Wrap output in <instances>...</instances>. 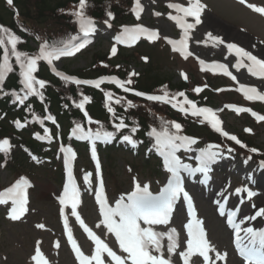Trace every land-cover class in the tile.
<instances>
[{"label": "snow or ice", "instance_id": "obj_1", "mask_svg": "<svg viewBox=\"0 0 264 264\" xmlns=\"http://www.w3.org/2000/svg\"><path fill=\"white\" fill-rule=\"evenodd\" d=\"M243 4L245 0H240ZM9 6L13 5V0H7ZM188 7H182L180 3L169 4L168 7L175 9L177 12L183 13L184 17L194 18L193 23H186L176 16H170L169 18L175 20L177 24L180 25L184 32V38L179 41V47H177V41L169 40L168 42L173 46V50L180 51L184 54L185 58L189 55L187 53V43L188 32L193 29L195 25L201 23V12L204 5L200 3V0H188ZM254 12L264 15V7H256L254 5H249ZM86 10V0H79L78 10L71 13L79 25V35H72L70 39L63 42L61 46H50L47 42L43 43L39 48V55L29 56L27 53L17 50V43L20 42L19 38L15 35L8 36V42L11 45V53L15 57L16 63L19 65L20 76L22 77L21 83L25 93L23 96H19L15 91L12 92V96L16 97V100L20 104L28 99L30 95L39 96L43 100V95L38 91L45 87V81L37 79L33 73L37 71L38 61H46L49 65L53 64V61H59L61 57H72L87 44L92 43L90 37L96 32L94 26V21L85 15ZM141 10L140 0H134V8L137 18L139 19ZM160 15V13H156ZM108 17L113 18L112 13H108ZM104 23L110 28L111 24L108 20ZM4 33H9V29L0 26V45L4 44ZM209 38L216 41L217 43H223L222 39L216 36L208 34ZM141 36H146L150 41H154L157 38V33L155 31H149V29L137 26L135 28H124L123 35L116 36L115 40L117 43H126L127 41L138 40ZM37 39H39L37 37ZM199 43V42H197ZM227 48L229 50H234L236 55L241 58H246L251 62L249 67V72L253 76H264V60L258 59L255 55H252L249 51H245L242 47H238L235 43H227ZM112 56L117 54V48L115 46L111 49ZM107 67L108 65H104ZM242 66L239 61L237 62V67ZM214 67L222 69L224 75H230L228 73L224 64H216ZM13 71L12 65L9 63L8 53L5 52L3 56V62L0 63V87L5 80V73H11ZM52 71L64 81L75 84V85H92L99 88L105 80H109L112 83L120 86L124 92H130L132 89L125 87L126 83H131L129 81H121L115 76L104 77L97 80H85L77 79L74 76L64 75L61 72L56 71L52 68ZM132 75H135L134 73ZM234 79V77H233ZM197 92L200 91L199 88L196 89ZM138 97H144L148 101L170 103L168 94L165 95H147L145 93L136 91L134 93ZM244 94L248 100H260L264 101V94L257 92L256 88H245ZM107 96L111 98L112 94L107 93ZM179 96L184 97V92H180ZM90 98L84 96L83 100L87 102ZM14 103L16 101H13ZM120 101L117 100L116 103ZM183 105H189L190 109H185ZM176 108V104L171 105ZM76 107L83 110L85 108V103H77ZM128 107L131 108L132 104L129 102ZM182 113H186L190 110L191 115L194 117H203L204 120L208 121L211 127L217 131L221 132L220 124L221 121L216 119L213 114V110L208 107H197L196 104L184 99L183 104L178 109ZM110 113L115 116L114 109L112 107L108 108ZM237 112H246L250 109L237 108ZM87 116V113H84ZM258 121H264V116H257L255 112L252 113ZM48 120H53L52 116H48ZM16 127H22L19 121L14 122ZM116 132H120L122 129L127 127L123 118L119 120V123L114 125ZM171 129L167 126V123L162 122L161 130H157L156 127H152L147 133L150 138H154L156 150L164 159L165 170L170 173V178L167 180L165 187L161 188L159 194L154 195L150 191L148 184L141 185L137 182L135 185V190L130 194L124 196L121 195L120 198L115 202L114 207H110L107 199L104 195V186L102 180L100 181L99 188L95 199L99 205L100 214L103 217L102 223L106 227L108 233H113L115 239L119 242V248L123 253H126V257H121L117 255L115 251L112 250L99 236L93 234L89 228L85 227L81 217L77 214V206L80 203L79 191L77 190L74 181L73 173L71 170V162L75 158V152L72 147H61L60 151L64 153V163L68 168V184L64 190V198L60 200L61 205L71 206V215L80 221L81 227L91 238L95 244V254L91 257L84 255L80 249L77 247L76 241L73 239L71 230L68 228V222L65 220V231L67 233V240L71 243L73 250L79 260V264H104L102 260V255L107 254L111 258L114 264H126L130 261V264H173L172 256L177 254V249L180 246L179 236L180 233L175 227H170L167 231L155 230L154 226H168L171 224V214L174 211V204L183 199L186 203L187 216L189 217L188 222L184 225L186 229V250L180 251L178 253L179 257L182 259L183 264H215V261H226L227 254L217 251V249L210 243L207 238L205 229L202 226V221L197 218V212L194 208L193 199L189 192L186 191L183 186L182 173H188L190 175L203 174L205 178H209V173L211 171V165L214 164L217 158L221 155L219 152V145H209L206 148L195 149L198 155L195 156V160L198 162V166L192 167L190 164L183 163L181 158L177 155L178 152H192L194 151L193 145L197 144L196 138H190L187 135L181 134L182 125L178 122L171 123ZM137 127L131 129L132 133L137 132ZM245 131H251L246 129ZM47 132V129H45ZM75 133H83V129L80 125H76L74 129ZM227 139L234 141L236 144L240 145L241 148L246 147L235 135H229L227 132L221 133ZM95 135L98 139L100 133L96 132L93 134L91 131L82 135V139H91ZM107 141H111L115 138V133L112 131H105L103 133ZM36 138L38 140H43L44 137L37 134ZM122 142H127L133 148L138 146L137 141H135L132 135L125 134L122 136ZM143 141H140L142 143ZM11 148L9 139L5 138L0 140V153H7ZM213 149H216L215 151ZM227 151L231 153L232 148H228ZM251 152H256L257 149H250ZM92 158L96 159L95 147L91 151ZM36 157L33 156V159ZM192 159V157H189ZM252 157L249 156L244 163L247 164ZM261 167H264V161L260 162ZM97 172H99L100 165L97 162L96 165ZM88 177H85V181ZM28 185V181L25 178H20L13 186L7 188L6 190L0 192V205H5L11 201L12 207L10 209V218L12 220H17L20 215L25 211V193L24 186ZM241 192H246L248 198L255 195L254 192L248 190L247 188L236 189L237 195ZM64 209H61V214L63 215ZM220 214L224 215L223 208L220 209ZM237 213H229L228 223L232 225L235 229L236 236V247L239 254L246 259L248 264H264V231L255 232L251 227L241 229L240 224L235 222V217ZM256 216H264V208H261ZM254 218V217H252ZM251 219V218H250ZM145 225V226H142ZM38 227H43L39 225ZM97 228L100 227V223L96 225ZM241 232L244 234L241 235ZM167 240V256L164 252L163 241ZM215 253V261H213L210 254ZM195 258V259H194ZM202 258V259H201ZM35 264H48L44 255H42L39 247L35 251V255L32 258Z\"/></svg>", "mask_w": 264, "mask_h": 264}, {"label": "rangeland", "instance_id": "obj_2", "mask_svg": "<svg viewBox=\"0 0 264 264\" xmlns=\"http://www.w3.org/2000/svg\"><path fill=\"white\" fill-rule=\"evenodd\" d=\"M200 1L207 5V9L204 10L202 14L203 22L206 19L210 20L214 23L213 25L230 31V33L244 36L247 42L264 51V16L258 15L252 10H247L227 0ZM178 2L182 3L184 6H188L186 3L187 0H178ZM245 2L248 5L264 7V0H245ZM140 4L143 8V13L139 16V19L137 18L139 25L154 29L157 36L160 38L177 41V47H179V41L184 37V32L180 25L169 17L176 16L186 23L193 24L194 20L191 18H185L183 13L169 8L168 0H140ZM249 9L251 8L249 7ZM74 11H77V8L72 10V12ZM156 13H160V15H156ZM94 26L96 32L90 37L92 43L88 44L84 51L73 57H61L59 61H53V65L57 69L66 67L70 72L86 69L92 62L94 54H103L111 51L112 44L116 43L115 37L123 35V33L115 34L114 31H111L104 25L99 24ZM220 31L222 30L218 28L212 29L206 27L202 22L199 25H195L193 29H190L188 32L189 38L186 41L188 46L186 51L189 53L187 58H185L184 54L180 51H177L180 53V57H172L173 61L167 53L158 50L157 48L152 52L146 51L152 60L150 70L153 73L159 72L160 75L165 74L171 76L173 84L180 83L184 78H188L187 84L192 87L194 86V80L198 85L209 83L206 79V74H203L204 72L201 70L202 67L209 69V63L212 61L224 63L227 67L228 73H230V75L227 76L234 83L227 80H220L219 78H213L211 76H208L209 79L211 81L219 82L220 85L233 86L240 94L237 97L242 102V106H247L249 100L244 94V89L256 88L257 92L264 94V79L249 75L246 69L243 72L241 69L234 70L235 64L239 60H245L246 58L238 57L234 50H229L227 48V43H235L238 47L242 46L236 41L226 38L224 33L223 36H219L218 33L220 34ZM208 34L221 38L223 43H217L210 39ZM242 48L254 55V48L250 50L245 49L244 47ZM129 69L130 71L128 73L131 71L137 73L142 70L139 65H135L134 63L129 65ZM135 77L136 74L132 78L127 74L126 78L134 81ZM159 93H167L168 95L173 94V92H170L167 89H162ZM122 99H117L120 101L119 103H116L117 100L114 101L115 107L134 109L137 105L136 103H131L132 107L129 108L128 104L130 101H122ZM222 99L223 98H218V100H216V105H220L221 102H225L226 100H231L225 98L224 101H222ZM214 115L216 119L221 121V132H227L229 135H238V133L244 131L245 124H249L246 121L241 122L239 119L241 117L240 113H229L227 111H222L219 108ZM162 122L167 123V126H169L167 118L157 114L154 125L161 129ZM251 127L253 128L255 135L261 133L260 138L255 139V142L257 146L259 145L264 148V127L259 128L254 125ZM207 129L209 130L208 127ZM202 133L204 134L205 132ZM192 147L194 149L193 152H196L195 149H199L198 146ZM245 155L249 157L252 155V152L247 149ZM57 159L60 161L59 156ZM231 159L232 160L228 162V170L224 174L225 176H220L217 172L216 179L213 182V185L216 186L215 192L219 187H222L220 186L222 185L221 183L233 181L236 176L242 178V176L246 175V173L251 170L257 171V169H259L261 171V168L257 167L256 169V167H254L253 161H248V163L245 164V160L240 154L235 156L231 154ZM121 169L122 163L117 164V170L120 173ZM77 172L79 175L84 172V168L80 164V161L77 163ZM259 175L264 176L262 173L257 172L256 176L258 177ZM47 177L53 179L51 175L45 176L39 174V178L33 180L30 213L23 221L17 224L7 221L4 211L0 209V264H30V254L34 247L38 245L43 247L50 257L52 264H72V260L64 242L61 243L60 224L58 220L60 217L58 216L57 207L55 206L53 198L55 188L53 184L48 181ZM139 177L141 178L140 182L142 185L145 183L144 180H149V183H151L153 187L157 184L146 174H141ZM220 177L223 178L220 180ZM161 178L159 182L161 181L162 184L164 178ZM118 179L120 180L119 176ZM12 180H14V176L0 167V185L2 187L6 186ZM122 180L123 179H121V181ZM115 181L118 180L115 179L109 182L111 188H119L118 186L120 183L115 185ZM129 189L130 185L127 180L121 186L120 191L125 192ZM196 192L197 191L193 194L195 195ZM84 201L85 205L81 208V212L88 223L93 226L97 222V218L87 191H85L84 194ZM211 201L213 200L208 199L203 195L196 196L198 210L200 211L201 218L207 225L212 245L217 251L227 254L226 264H237L230 255L227 234L222 226V221L214 215ZM39 225H43V227H38ZM175 226L177 227L176 229L181 231L178 224H175ZM213 254L215 255V253Z\"/></svg>", "mask_w": 264, "mask_h": 264}, {"label": "trees", "instance_id": "obj_3", "mask_svg": "<svg viewBox=\"0 0 264 264\" xmlns=\"http://www.w3.org/2000/svg\"><path fill=\"white\" fill-rule=\"evenodd\" d=\"M129 0H86V8L88 16L98 19L106 20V14L111 12L114 15L112 26L124 24L130 21ZM79 4V0H13V5L9 6L7 0H0V24L10 28L15 35L19 38V51L32 55L35 50L31 47L30 43L37 44L44 40L50 46L62 44L75 32L74 17L69 13L71 8H75ZM37 37L39 39H37ZM113 62L117 64L124 62V52ZM4 55L3 49L0 47V63ZM105 61L107 64L112 62L107 61L106 57L101 55H93L91 63L92 68L89 70L90 74L86 71H76L75 74L83 78H91L97 75L108 74L102 68H96L97 62ZM12 59L13 71L6 76L4 84L5 96L0 97V139L2 137H9L15 149L12 151V170L21 168L18 163L26 164L28 158L26 153L23 152L25 148L32 154H39L38 146L31 140L29 132L23 131L21 133L15 132L13 123L16 118L23 120L25 118V111L23 108L16 109V105L12 103V92L17 93L20 84L19 68L15 65ZM120 75V71L110 72ZM94 74V75H92ZM125 74V73H124ZM122 78L125 75H120ZM40 80L45 81L43 88V103L33 99L27 103L31 106V110L37 112L39 115L44 114V106L56 116L61 124L63 132H67L72 124L81 120L82 114L76 107L71 104V99H77L78 92L73 86L64 84V82L54 78L47 69L41 65L38 71ZM136 89L153 92L163 86L170 85V79L160 75L159 72L153 73L149 69H145L137 79ZM185 87L178 86L172 90H181ZM85 95L91 99V103L86 106V110L92 119H97L104 126H109L111 116L108 115L105 108L103 97L100 93L90 90L83 91ZM144 108V107H141ZM141 109L139 111L130 110L127 114L120 110L119 116H124L130 126L136 125L138 140L146 142L147 132L150 128V113H160L158 107L152 106L151 109ZM165 114H168L165 111ZM191 125H189L190 127ZM15 151H18L15 153ZM20 151H22L20 153ZM24 153V154H23ZM22 154V155H21ZM148 163V162H147ZM32 165V164H31ZM33 168V165L30 166Z\"/></svg>", "mask_w": 264, "mask_h": 264}, {"label": "bare ground", "instance_id": "obj_4", "mask_svg": "<svg viewBox=\"0 0 264 264\" xmlns=\"http://www.w3.org/2000/svg\"><path fill=\"white\" fill-rule=\"evenodd\" d=\"M168 2H171V4H172V3L178 2V0H168ZM200 19H201L202 23L204 25H206V27H210L212 29L218 28V29L222 30V31H220V34L218 33L219 36H223V33H224V36L226 38H230L232 41H236L237 43H239V45L241 44V46L244 47L245 49L250 50V49L254 48L255 51H254L253 54L258 59L264 60V51L261 50L260 48L256 47V46L252 45L251 43L247 42V40L245 39L244 36L237 35L235 33H230V31L224 30V29H222V28H220V27H218L216 25H213L214 23H212L210 20L206 19L203 22L201 17H200ZM203 19H204V17H203ZM260 201L263 203L262 206H264V198H262Z\"/></svg>", "mask_w": 264, "mask_h": 264}]
</instances>
